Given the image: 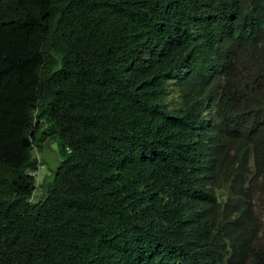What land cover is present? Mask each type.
<instances>
[{"label": "trees", "instance_id": "trees-1", "mask_svg": "<svg viewBox=\"0 0 264 264\" xmlns=\"http://www.w3.org/2000/svg\"><path fill=\"white\" fill-rule=\"evenodd\" d=\"M0 264H264V0H0Z\"/></svg>", "mask_w": 264, "mask_h": 264}, {"label": "rangeland", "instance_id": "rangeland-1", "mask_svg": "<svg viewBox=\"0 0 264 264\" xmlns=\"http://www.w3.org/2000/svg\"><path fill=\"white\" fill-rule=\"evenodd\" d=\"M33 157L38 161V169L34 172L36 180V189L33 192L30 201L36 202L43 197V183L52 180V174L59 165L62 156L58 149L57 141H51L48 144H43L41 147L35 146L33 149ZM218 198L226 200L230 197L231 191L225 185L222 189L217 191Z\"/></svg>", "mask_w": 264, "mask_h": 264}, {"label": "built area", "instance_id": "built-area-1", "mask_svg": "<svg viewBox=\"0 0 264 264\" xmlns=\"http://www.w3.org/2000/svg\"><path fill=\"white\" fill-rule=\"evenodd\" d=\"M29 174L35 176V175H34V172H29Z\"/></svg>", "mask_w": 264, "mask_h": 264}]
</instances>
